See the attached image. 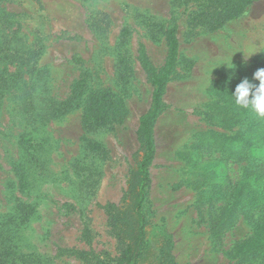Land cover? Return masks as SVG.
<instances>
[{
	"label": "rangeland",
	"instance_id": "374dc122",
	"mask_svg": "<svg viewBox=\"0 0 264 264\" xmlns=\"http://www.w3.org/2000/svg\"><path fill=\"white\" fill-rule=\"evenodd\" d=\"M0 8L10 13L9 27L26 48L38 50L36 67L46 70L39 80L41 93L61 102L72 82L82 78L87 90L108 88L125 104L109 127L86 130L81 123L86 90L60 114L50 116L42 109L35 122L20 104L23 84L8 93L0 108V227L12 226L15 205L22 200L35 205V213L16 232L26 250L52 264H83L72 250L118 254L104 206L113 203L124 209L138 184L141 151L135 131L152 88L137 53L143 45L151 62L160 66L167 48L164 31L175 24L177 70L153 125L148 237L157 247L169 236L177 264H229L226 251L251 228L240 217L218 238L212 237L209 208L198 204L190 185L199 166L193 160L185 164L178 152L196 142L197 131L209 127L202 111L216 71L264 58V0H253L214 31L190 26L187 6L175 0H0ZM87 140L97 150L87 148ZM208 151L201 158L208 174L227 172L232 180L237 178L238 163L223 162L218 150ZM19 166L25 171L23 191L18 189ZM85 227L89 242L82 236Z\"/></svg>",
	"mask_w": 264,
	"mask_h": 264
},
{
	"label": "trees",
	"instance_id": "16d2710c",
	"mask_svg": "<svg viewBox=\"0 0 264 264\" xmlns=\"http://www.w3.org/2000/svg\"><path fill=\"white\" fill-rule=\"evenodd\" d=\"M252 1L175 0L187 6L188 24L199 26L205 31L222 27L228 20L239 16ZM11 23L10 13L0 8V108L6 95L23 84L24 88L19 94L20 104L34 122L40 121L38 118L42 109L50 116L64 112L75 98H81L85 90L88 92L83 97L81 115L84 129H105L124 111L122 96L108 88L87 90L82 78L72 82L69 96L61 102H54L49 95L41 93L38 90L41 86L39 80L46 70L36 67L34 60L38 50L26 48L27 45L17 37L15 29H10ZM164 37L167 48L160 66L151 62L143 45L139 46L137 53L138 63L152 88L149 106L139 116L135 131L141 151L136 167L137 188L132 190L135 192L126 201L124 209H119L113 203L104 206L119 252L111 255L98 254L92 250H72L71 253L80 258L83 264H177L171 254L170 237L162 238L155 247L147 231L151 216L147 197L149 166L155 150L153 125L164 109L163 95L167 83L177 70L179 40L175 24L165 29ZM259 68H264V58L256 56L249 63L234 62L231 67L216 71L217 77L207 87L210 98L202 111L209 127L197 131L196 142L178 152V157L185 164H191L193 160L194 166H199V171H192L195 177L190 180V185L196 190L198 204L209 208L208 226L212 237L218 238L240 217L251 228L248 236L235 241L226 251L229 264H264V119L235 105L231 96L235 86L245 77L251 83L258 84L252 77ZM27 73L31 74L27 77ZM86 146L91 151L98 148L91 140L86 141ZM210 149L220 152L219 160L225 162L231 159L239 164L240 173L236 179L232 180L227 172L220 177L218 171H214L213 175L206 172L208 164L202 162L201 158L203 153L209 154ZM32 158L35 162L34 155ZM16 175L18 189L23 191L26 178L21 166ZM34 213V204L17 201L12 226L0 227V264H52L38 252L26 250L20 232L16 237V232L26 225ZM82 236L89 242L87 227Z\"/></svg>",
	"mask_w": 264,
	"mask_h": 264
},
{
	"label": "clouds",
	"instance_id": "9594fccd",
	"mask_svg": "<svg viewBox=\"0 0 264 264\" xmlns=\"http://www.w3.org/2000/svg\"><path fill=\"white\" fill-rule=\"evenodd\" d=\"M252 79L258 81V84L251 83L245 77L235 86L231 96L235 105L264 119V68L257 69Z\"/></svg>",
	"mask_w": 264,
	"mask_h": 264
}]
</instances>
